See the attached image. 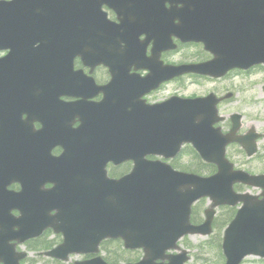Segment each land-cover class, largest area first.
<instances>
[{
	"label": "water",
	"instance_id": "95a60500",
	"mask_svg": "<svg viewBox=\"0 0 264 264\" xmlns=\"http://www.w3.org/2000/svg\"><path fill=\"white\" fill-rule=\"evenodd\" d=\"M197 2H206V0H194ZM108 3L99 1L94 3L91 0H15L11 3L0 2V50L11 49L9 55L0 62L9 66L10 69H65L72 68V61L80 53L75 52L72 47H61L59 42H68L67 28H73L79 31L85 24L88 28L96 29L94 8ZM83 12L85 22L83 23ZM81 13L82 18L77 23L76 15ZM87 19V20H86ZM107 26L97 23V27L110 31L115 35H125L133 31L132 27L125 21L117 26L107 23ZM257 23V22H256ZM50 35V36H47ZM49 37L48 42L45 38ZM130 41V40H128ZM134 41V40H133ZM40 42V46L35 44ZM135 45V41H134ZM52 49L56 54L46 56V53ZM62 51L69 52L66 56H59L57 53ZM134 46H130L124 55H134ZM23 52L29 55L23 56ZM83 62L91 57L80 55ZM119 54L113 55L112 64H108L110 69H122L118 61ZM99 58H95L97 60ZM106 60V61H105ZM101 59L100 63L107 65L108 59ZM254 62H264V57L254 56ZM127 67V62L124 63ZM183 70V69H181ZM174 73L179 74L178 70ZM174 104V103H173ZM173 104H166L160 108L159 114L166 113L168 120L158 128L157 136L166 139L163 135L167 126L179 131L177 141L172 142L170 151H177L186 138L194 137L197 130L193 126L188 131V123L195 126V120L184 116L181 112L172 111ZM201 106V104H198ZM158 108V107H154ZM183 110V107L181 108ZM193 110V107L191 108ZM153 112H157L154 110ZM113 113L122 114V106L115 107ZM192 113V112H191ZM213 120L202 119L201 133L193 141L201 150L202 157L210 162H215L220 166V174L204 180L192 175H178L170 172L168 169L158 166H142L136 173L122 179L119 182H109L104 172L91 163L86 152L77 149L78 163L82 166L77 167V172L81 176V182L84 184H98L106 200L95 201V215L92 228L97 236V242L103 238L122 237L126 248H142L144 258L139 264H155L157 260L167 259L168 264H184L188 258L186 253L174 257H166L164 254L169 249H175V242L187 234L206 235L210 232V222L212 212H207L206 223L200 227H191L188 223L189 208L197 199L210 196L212 207L219 205H234L238 201L244 203V207L239 211L235 220L231 222L225 231L223 239V251L227 259L226 264H239L243 257L255 255L264 257V203L263 205H254L249 202L248 197H235L230 192V185L234 181H242L253 187H262L264 189L263 178H248L246 176H233L228 179L225 172L228 167L224 164L222 158L223 146L221 144H210L216 135L211 129ZM132 123V120H126V124ZM207 125V126H206ZM130 128V126H128ZM208 128V129H207ZM133 130V127H132ZM217 139V138H216ZM128 149L132 158L135 156V137L127 135ZM170 142V139H166ZM187 141V140H186ZM153 148L167 149L165 143L151 144ZM213 147L219 151L213 152ZM158 153H162L157 151ZM146 164V163H142ZM74 173L70 175L73 179ZM218 193H216V192ZM122 196H130L127 200ZM136 198V199H135ZM68 244L71 241L68 239ZM55 253V252H52ZM51 253V254H52ZM89 264H102L99 261H93Z\"/></svg>",
	"mask_w": 264,
	"mask_h": 264
},
{
	"label": "rangeland",
	"instance_id": "374dc122",
	"mask_svg": "<svg viewBox=\"0 0 264 264\" xmlns=\"http://www.w3.org/2000/svg\"><path fill=\"white\" fill-rule=\"evenodd\" d=\"M203 51L200 47L192 46V47H181L176 53L173 54L171 57L172 61L176 64L189 62L191 60H200L203 57ZM205 56V55H204ZM264 69V68H260ZM264 85V71H259L255 73L250 78L245 79H238L229 77L221 82L203 83L202 87H196L187 85L186 91L183 93L185 95H201L204 92H208L210 90H218L220 92H227L225 90H229L233 94V98L231 101L227 103L229 112H241L244 115V119L242 124L244 125V129H249L251 127L257 129H263L264 126V92L263 87ZM176 86L172 85L166 88L165 93H159L158 96L155 98H162L165 95H169L171 92L174 91ZM184 89L181 90V92ZM223 93V94H224ZM157 101V100H156ZM228 112V113H229ZM237 153L239 152L237 149H234ZM238 162L242 164V169L251 172L253 174H261L264 173V150L258 157L253 159L251 162L247 164L245 161V156H238L236 159ZM190 158L185 156L184 158L179 159L177 164L179 169L191 170L194 168V163H192ZM240 166V165H239ZM197 170V169H196ZM197 173L200 175H207L210 174V171L198 170ZM209 203L205 201L198 205V209L205 210L208 208ZM229 208H221L217 210L216 214V221L223 222L228 217L231 216L229 212ZM218 216V217H217ZM222 231V230H221ZM51 238V236H50ZM216 237L210 238H199V237H192L186 238L184 241L181 242L182 247L185 249L191 250L193 252L191 261L188 264H224V259L222 257L221 249L219 248L218 243L214 242ZM119 247L116 244H112L111 248ZM200 248V249H198ZM116 251V250H115ZM37 253H33L34 260L37 259ZM140 257L139 254H132L128 256V258H135ZM32 258V259H33ZM41 260H38L35 263H39ZM242 264H264L263 262L259 261L256 258L249 257L246 258Z\"/></svg>",
	"mask_w": 264,
	"mask_h": 264
},
{
	"label": "flooded vegetation",
	"instance_id": "af4514ba",
	"mask_svg": "<svg viewBox=\"0 0 264 264\" xmlns=\"http://www.w3.org/2000/svg\"><path fill=\"white\" fill-rule=\"evenodd\" d=\"M250 71L252 70H248V71H234L232 74H238V75H246V74H249ZM92 76L93 78L96 80L95 82L98 84V85H105L108 81H109V74L107 72V70L105 69H95L93 72H92ZM195 80H201L197 77H192V76H187L186 77V80H187V83L189 86H193L195 85ZM231 127V124L229 122L228 119H226L224 122H222L221 124V128L224 130V131H228ZM235 146L241 153L243 152L241 150V148L237 145H233ZM230 156L233 158V159H238V157L236 156V151L233 149L230 151Z\"/></svg>",
	"mask_w": 264,
	"mask_h": 264
},
{
	"label": "bare ground",
	"instance_id": "6f19581e",
	"mask_svg": "<svg viewBox=\"0 0 264 264\" xmlns=\"http://www.w3.org/2000/svg\"><path fill=\"white\" fill-rule=\"evenodd\" d=\"M47 36H50L47 34ZM50 38L46 37L45 42L47 43ZM51 41L48 42L47 44L50 45ZM54 51L50 49L47 53L46 56L54 55L56 53H53ZM41 73V84L43 85H49L55 83L59 78H66L69 80V75L64 72L63 76H61L62 70L61 69H40L39 71ZM29 100L25 99L21 102V105L26 107V108H31V105H29ZM18 128L23 129L22 125H17Z\"/></svg>",
	"mask_w": 264,
	"mask_h": 264
}]
</instances>
